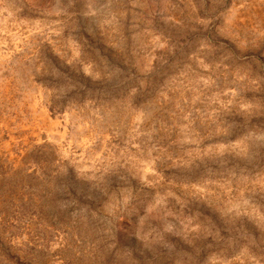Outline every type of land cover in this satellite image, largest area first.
Returning <instances> with one entry per match:
<instances>
[{
  "label": "rangeland",
  "instance_id": "rangeland-1",
  "mask_svg": "<svg viewBox=\"0 0 264 264\" xmlns=\"http://www.w3.org/2000/svg\"><path fill=\"white\" fill-rule=\"evenodd\" d=\"M0 264H264V0H0Z\"/></svg>",
  "mask_w": 264,
  "mask_h": 264
}]
</instances>
